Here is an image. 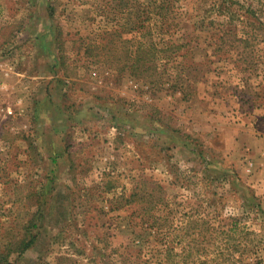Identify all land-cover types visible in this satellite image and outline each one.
Returning a JSON list of instances; mask_svg holds the SVG:
<instances>
[{
	"label": "rangeland",
	"instance_id": "1",
	"mask_svg": "<svg viewBox=\"0 0 264 264\" xmlns=\"http://www.w3.org/2000/svg\"><path fill=\"white\" fill-rule=\"evenodd\" d=\"M0 264H264V0H0Z\"/></svg>",
	"mask_w": 264,
	"mask_h": 264
}]
</instances>
